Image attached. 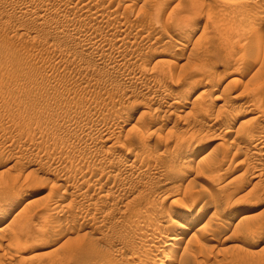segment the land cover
<instances>
[{
	"label": "rangeland",
	"instance_id": "1",
	"mask_svg": "<svg viewBox=\"0 0 264 264\" xmlns=\"http://www.w3.org/2000/svg\"><path fill=\"white\" fill-rule=\"evenodd\" d=\"M263 19L264 0H0V264H264Z\"/></svg>",
	"mask_w": 264,
	"mask_h": 264
},
{
	"label": "bare ground",
	"instance_id": "2",
	"mask_svg": "<svg viewBox=\"0 0 264 264\" xmlns=\"http://www.w3.org/2000/svg\"><path fill=\"white\" fill-rule=\"evenodd\" d=\"M87 1H88V0H87ZM193 1H194V0H193ZM241 2L243 3L244 1H240V3H241ZM78 3H79V1H78ZM87 3H88V2H87ZM158 3H159V2H158ZM158 3H157V5H158ZM89 4H91V3H89ZM159 4H160V3H159ZM86 5H87V4H86ZM242 5H243V4H242ZM76 6H77V5H76ZM91 6H92V5H91ZM158 6H159V5H158ZM158 6H157V7H158ZM243 6H244V5H243ZM82 7H83V6H82ZM89 7H90V6H89ZM89 7H88V8H89ZM79 8H80V7H79ZM85 8H86V7H85ZM158 8H159V7H158ZM241 8H244V7H241ZM77 9H78V8H77ZM90 9H91V8H90ZM84 10H85V9H84ZM155 10H156V9H155ZM155 10H154V11H155ZM159 10H160V8H159ZM241 10H242V9H241ZM82 11H83V10H82ZM77 12H78V11H77ZM85 12L87 13V10H85ZM96 12H98V11L96 10ZM237 12H238V11H237ZM113 13H114V12H113ZM32 14H33V13H32ZM94 14H95V12H94ZM157 14H158V11H157ZM157 14H155V15L158 17ZM232 14H233V12H232ZM232 14H231V15H232ZM42 15H43V14H42ZM99 15H100V14H99ZM109 15H110V14H109ZM95 16H96V15H95ZM97 16H98V15H97ZM156 16H155V20H156ZM41 17H42V16H41ZM104 17H105V16H104ZM38 18H39V17H38ZM107 18H108V17H107ZM93 19H94V18H93ZM101 19H103V18H101ZM263 20H264V19H263ZM149 21H150V20H149ZM157 21H158V20H157ZM179 21H180V20H179ZM154 22H155V21H154ZM154 22H152V23H154ZM156 24H157V23H156ZM177 25H178V24H177ZM178 26H179V25H178ZM180 26H183V25L180 24ZM263 28H264V21H261V20L256 21V24H255V25L251 28V30H250L251 36H256V37L258 36V38H259V35H261L260 33L263 31ZM184 29H185V28H184ZM244 29H245V28H244ZM244 29H243V30H244ZM249 29H250V28H249ZM180 30H181V29H180ZM242 32H243V31H242ZM181 33H183L182 30H181ZM260 37H261V36H260ZM258 38H257V39H258ZM122 39H123V38H122ZM118 41L120 42V40L117 39V42H118ZM104 42H105V41H104ZM103 44H104V43H103ZM103 44H102V42H101V45H102V46H104ZM101 45H99V46L102 47ZM90 47H91V46H90ZM95 49H96V48H95ZM256 52H259V51H256ZM99 55H100V54H99ZM99 61H100V60H99ZM254 61H255V60L247 61L246 66H245L246 69H245V67H244V71L246 70L245 72L248 73L249 71L252 70V68H254V67H253V66H254ZM255 67H256V65H255ZM230 98H231V97H230ZM232 99H234L233 96H232ZM204 106H205V105H204ZM202 113H203V112H202ZM85 130H86V129H85ZM88 130H89V129H88ZM50 131L52 132V130H50ZM69 132H70V131H69ZM86 132H87V131H86ZM55 133H56V132H55ZM59 134H60V133H59ZM82 134H83V133H82ZM66 135H67V134H66ZM74 135H75V134H74ZM110 135H111V134H110ZM55 136H56V135H54V138H55ZM62 136H63V135H62ZM72 136H73V135H72ZM75 136H77V135H75ZM75 136H73V137H75ZM102 137H103V136H102ZM111 137H112V136H111ZM111 137H110V138H111ZM56 138H57V137H56ZM60 138H61V136H60ZM60 138L58 137V140H59ZM62 138H63V137H62ZM63 139H64V138H63ZM63 139H62V140H63ZM82 139H83V138H82ZM106 139H107V138H106ZM106 139H105V140H106ZM248 139H249V138H248ZM54 140H57V139H54ZM54 140H53V141H54ZM110 140H111V139H110ZM250 140H252V138H250ZM59 141H60V140H59ZM106 142H107V141H106ZM111 143H112V142H111ZM61 144H62V143H61ZM260 144H261V143H260ZM112 145H114V143H113ZM217 145H219V144H217ZM217 145H216V146H217ZM216 146H215V147H216ZM113 147H115V146H112V148H113ZM218 147H219V146H217V149H218ZM109 148L112 149L111 146H109ZM109 148H108V149H109ZM214 150H215V149H214ZM221 151H223V150H221ZM224 152H225V151H224ZM210 153H211V152H210ZM213 153H214V152H213ZM216 156H217V155H216ZM218 157H219V156H218ZM210 160H211V159H210ZM219 160H220V159H219ZM85 162H86V161H85ZM216 162H217V160H216ZM77 164H78V163H77ZM77 164H76V165H77ZM128 167H129V166H128ZM106 174H107V173H106ZM77 188H78V187H77ZM206 195H208V194H206ZM204 197L206 198V200L209 201V198H208L207 196H204ZM204 197H203V196H197V197H195V198L193 199V201H192V202H193L192 205H194V206H192V207L194 208L196 205H197V206H198V205L201 206L202 204L204 205V201H205V198H204ZM207 198H208V199H207ZM210 199H211V198H210ZM208 201H206V202L209 203ZM57 206H58V205H57ZM179 206H180V205H179ZM182 206H184V205H182ZM182 206H181V207H182ZM58 207H59V206H58ZM185 207H186V206H185ZM205 207H206V205H205ZM179 208H180V207H179ZM201 208H202V207H201ZM57 209H59V208H57L56 205H55L54 208H53V210H52V209H51V210H52V212H56ZM180 209H181V208H180ZM170 210H171V209H170ZM170 210H169V211H170ZM175 210H177V209H175ZM175 210L172 211V213H170V212L168 211V214L170 213V214L172 215L173 218H176L175 216L177 215V213H179V212H177V211H175ZM184 210H185V209H184ZM192 210H193V209H192ZM195 211H196V209H195ZM57 212H58V211H57ZM180 212H181V210H180ZM156 213H157V212H156ZM181 213H182V212H181ZM190 213H192V212L188 211V209H187V211H184V212H183L184 219H185V218H188V217H191V216H190ZM198 213H199V212H198ZM45 214H47V213H45ZM151 214H152V213H151ZM154 214H155V213L153 212V216H154ZM168 214H167V215H168ZM179 214H180V213H179ZM193 214H194V213H192V215H193ZM204 214H205V212L203 213V215H204ZM47 215H48V214H47ZM50 215H51V214H50ZM171 215H170V216H171ZM200 215H202V214H200ZM200 215H199V216H200ZM22 216H23V215H22ZM153 216H152V217H153ZM157 216H159V215H157ZM157 216H156V217H157ZM168 216H169V215H168ZM196 216H197V215H196ZM196 216H195V217H196ZM199 216H198V218H197L193 223H196V224H197V223H198V224L201 223V220L203 219L204 216H203V217H202V216L199 217ZM213 216H215V215H213ZM39 217H41V215H39ZM142 217H143V216H142ZM148 217H149V216H148ZM179 217H182V216L179 215ZM193 217H194V216H193ZM211 217H212V216H211ZM146 218H147V217H146ZM149 218H151V217H149ZM149 218H148V219H149ZM182 218H183V217H182ZM213 218H214V217H213ZM244 218H245V219H244ZM244 218H243L244 220H247V219H248V216H246V217H244ZM246 218H247V219H246ZM249 218H250V217H249ZM41 219H42V218H41ZM136 219H137V218H136ZM144 219H145V218H144ZM151 219H152V218H151ZM189 219H191V218H189ZM20 220H21V219H20ZM44 220H45V218H44ZM44 220H43V221H44ZM49 220H51V219H49ZM142 220H143V219H142ZM154 220H155V217H154ZM154 220H153V221H154ZM170 220H171V219H170ZM176 220H177V218H176ZM185 220H186V219H185ZM209 220H210V219H209ZM209 220H208V222H209ZM248 220H250V219H248ZM45 221H47V222H42V223H46V224H47V223H48V219H46ZM51 221H52V220H51ZM51 221H50V222H51ZM134 221H135V220H134ZM138 221H139V220H138ZM145 221H146V219H145ZM148 221H151V220H150V219L147 220V223L144 224V228L146 227L145 225H148V224H149ZM171 221H172V220H171ZM181 221H182V220H181ZM190 221H191V220H190ZM199 221H200V223H199ZM142 222H143V221H142ZM155 222H156V221H155ZM168 222H169V221H168ZM174 222H175V221H174ZM185 222H186V221H185ZM211 222H212V221H211ZM51 223H53V221H52ZM139 223H140V221H139ZM170 223H172V222H170ZM180 223H181V222H180ZM182 223H184V222H182ZM212 223H213V222H212ZM137 224H138V222H137ZM154 224H155V223H154ZM172 224H173L174 228H176V229H175L176 231H173V230H174V228H173V229H171V230H170V229H168V230H166V231L164 230V232H160V233L157 232V233H158V234H157V237H155L156 233H155V235L152 234V235L157 239V243H160V246H161V247H160V246H158V247H160L161 249H159L160 251H158V253H160L161 256H162V254H164V253H161V251L164 250L165 246H168L169 244L172 243V242H171V243L168 244V242H169L170 240H173V239H171L170 237H172L173 235H175V234L178 233L179 231H181V233H182V231H184V229H185V226H184L183 224H176V223H175V225H174V223H172ZM198 224H197V225H198ZM210 224H211V223H210ZM28 225H29V224H27V226H28ZM138 225H139V224H138ZM142 225H143V224H142ZM150 225H151V224H150ZM155 225H156V224H155ZM186 225H187V224H186ZM197 225H196V226H197ZM212 225H214V224H212ZM215 225L217 226V224H215ZM49 226H50V224H49ZM49 226H47V227H48V229H49V231H50L51 229L49 228ZM55 226H56V225H55ZM133 226H134V223H133ZM140 226H141V225H140ZM166 226H167V225H166ZM171 226H172V225H171ZM175 226H176V227H175ZM53 227H54V225H53ZM53 227H51V228H53ZM148 227H149V226H148ZM150 227H151V226H150ZM152 227H153V224H152ZM154 227H155V226H154ZM158 227H159V226H158ZM163 227H164V225H163ZM163 227H159V228H163ZM169 227H170V226H169ZM193 227H194V226H193ZM211 227H212V226H211ZM54 228H55V227H54ZM54 228H53V229H54ZM136 228H137V227H136ZM136 228H135V229H136ZM140 228H142V226H141V227L138 226L139 231H140ZM26 229H27V228H26ZM153 229H155V228H153ZM163 229H164V228H163ZM166 229H167V228H166ZM3 230H4V232H5V229H3ZM142 230H143V229H142ZM145 230H146V229H145ZM159 230H160V229H159ZM190 230H191V229H190ZM214 230H215V229H214ZM1 231H2V230H1ZM1 231H0V232H1ZM26 231H27V230H26ZM51 231H52V230H51ZM146 231H147V230H146ZM148 231H150V233H151V232L154 233V230L151 231V230L149 229ZM43 232H44V231H43ZM43 232H42V233H43ZM46 232H47V230H46ZM46 232H45V233H46ZM144 232H145V231H144ZM19 233H20V232H19ZM47 233H48V232H47ZM186 233H187V232H186ZM1 234H2V233H1ZM141 234H143V233H141ZM146 234H147V233H144V236H146ZM178 234H179V233H178ZM150 235H151V234H150ZM142 236H143V235H141V237H142ZM175 236H177V235H175ZM180 236H181V235H180ZM183 236H185V235H183ZM12 237H13V236H12ZM12 237H11V238H12ZM14 237H15V236H14ZM147 237H148V235H147ZM181 237H182V236H181ZM181 237L178 238V239H179L180 241H181V240L183 241V239H182ZM144 238H146V237H144ZM152 238H153V237H152ZM172 238H173V237H172ZM9 239H10V238H9ZM17 239H18V238H17ZM175 239H177V238H175ZM11 240L14 241L15 239L12 238ZM147 240H148V239H147ZM150 240H152V239H150ZM211 240H212V239H211ZM3 241H4V240H3ZM6 241H7V240H6ZM8 241H10V240H8ZM16 241H17V240H16ZM24 241H25V240H24ZM24 241H23V242H24ZM148 241H149V240H148ZM173 241H174V240H173ZM11 242H12V241H11ZM17 242H18V241H17ZM150 242H151V241H150ZM9 243H10V242H9ZM151 243H153V242H151ZM155 243H156V242H155ZM14 244H15V243H14ZM22 244H23V243H22ZM161 244H162V245H161ZM19 245H20V244H19ZM158 245H159V244H158ZM17 246H18V244H17ZM178 246H179V245H178ZM178 246H177V247H178ZM170 247H172V246H170ZM140 248H142V247H140ZM175 248H176V247H174V249H175ZM1 249H2V247L0 246V250H1ZM22 249H23V248H22ZM142 249H144V248H142ZM157 249H158V248H157ZM174 249H173V250H174ZM177 249H179V248H177ZM136 250H137V252H138V249H136ZM136 250H135V251H136ZM145 250H147V248H145ZM185 250H186V249H185ZM147 251H148V250H147ZM137 252H136V253H137ZM168 252H169V250H168ZM175 252H177V251H175ZM175 252L173 251L174 254H175ZM183 252H184V251H182V253H183ZM132 253H133V250H132ZM139 253H142V250H141V249H140ZM148 253H149V252H148ZM158 253H156V254H158ZM166 253H167V252H166ZM170 253H171V252H169V254H170ZM173 253H172V254H173ZM137 254H138V253H137ZM144 254H146V253H144ZM144 254H143V255H144ZM174 254H173V255H174ZM184 254H185V256H187V257L183 256ZM187 254H189V255H187ZM131 255H132V254H131ZM135 255H136V254H135ZM135 255H134V256H135ZM140 255H141V254H139V256H140ZM154 255H155V254H154ZM158 255H159V254H158ZM167 255H168V254H167ZM173 255H172V256H173ZM181 255L183 256V259H184V257H185L186 259L192 260L191 257L188 258V256H190L191 254L188 253V252H186V251H185V253H183V254H181ZM132 256H133V255H132ZM144 256H147V254L144 255ZM144 256H143V257H144ZM149 256H150V255L148 254V257H149ZM152 256H153V255H152ZM156 256H157V255H156ZM156 256H155V257H156ZM169 256H170V255H169ZM172 256H171V257H172ZM192 256H193V255H192ZM135 257H136V256H135ZM143 257H142V258H143ZM148 257L143 258V260H141V259L139 258V260H136L135 262L141 260L140 263L143 261V262H144L143 264H149L148 262L151 260L150 263L153 264L154 261L152 260V257H150V258H148ZM155 257H154V259H155ZM173 257H175V256H173ZM180 257H181V256H180ZM180 257H179V258H180ZM193 257H195V255H194ZM60 258H61V257H60ZM128 258H129V259H131V258L133 259V257H128ZM159 258H160V257H158V259H156V260H159ZM162 258H163V259H162L161 261L159 260L160 264H173V263L175 262L174 259H173L174 262L170 261V258L168 259V257H167L166 255L162 256ZM195 258H197V255H196ZM195 258H193V259H195ZM91 259H92V258H90V257L88 256L87 253H86V254L84 253V251H83V249H82L81 247H77V248H71V249H69V250L67 251V253H66V255H65V258H63V260L61 259V260H62V263H61V264H74L75 262H76V264H86V263H88L89 260H91ZM183 259L181 258L180 260H179V259H177V260L180 261V264H187V260H183ZM134 260H135V259H134ZM134 260H132V261H134ZM171 260H172V259H171ZM175 260H176V259H175ZM182 260H183V261H182ZM189 260H188V264H192V263H189ZM57 261H60V260H57ZM178 261H177V263H178ZM194 261H195V260H194ZM194 261H191V262H194ZM112 262H113V260H112ZM129 262H131V261H128L127 264H128ZM159 262H158V263H159ZM53 263L55 264L56 262L54 261ZM195 263H198V262H195ZM195 263H194V264H195ZM57 264H58V263H57ZM129 264H130V263H129ZM138 264H139V262H138ZM202 264H203V263H202Z\"/></svg>",
	"mask_w": 264,
	"mask_h": 264
}]
</instances>
